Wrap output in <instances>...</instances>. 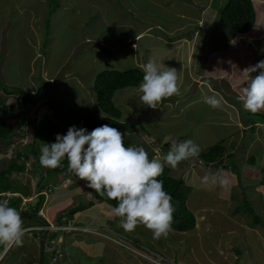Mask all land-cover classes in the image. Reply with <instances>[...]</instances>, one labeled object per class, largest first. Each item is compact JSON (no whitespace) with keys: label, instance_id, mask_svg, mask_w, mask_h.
<instances>
[{"label":"rangeland","instance_id":"rangeland-1","mask_svg":"<svg viewBox=\"0 0 264 264\" xmlns=\"http://www.w3.org/2000/svg\"><path fill=\"white\" fill-rule=\"evenodd\" d=\"M185 1L189 2V0H0V123L4 121L12 124L17 130L22 127L23 119L27 118L34 123L37 114L33 118V114L31 116L25 113L19 98L4 93L10 88H21L36 93L31 90L33 86L38 89L37 94L50 92L46 98H41L46 101L41 105L42 110L50 108L52 101L63 107L62 110H65V107L73 108L79 113L74 126L82 128L89 121L101 117V110L93 98V87L98 74L107 70L103 68L104 63H109L108 69L123 68L119 59L128 57L131 59L128 70L142 72L137 64L141 61L144 65L152 57L158 65L177 70V85H181L179 94L166 97L157 104L156 109H152L141 103V94L137 88L117 92L113 101L121 107L122 122L141 127L142 132L148 133V136H145L141 131L139 133L122 131L124 137L130 146H142L148 154L161 159L162 162L170 150V141L173 139L177 141L192 139L201 149L197 156L181 161L175 168L172 167L175 173L172 177L175 179L183 177L185 182L187 207L195 216V228L184 233L171 228L166 237L154 239L151 230L143 224H138L132 231H125L120 226L121 218L112 212L113 207L107 202L95 201L93 190L87 187L86 180L77 177L80 181L71 185V181L63 183L61 178H58L57 182L58 175L54 178L41 179V174L44 175L48 168L40 166V170L36 167L37 163L33 167V158L35 162L40 159L42 144L54 142L45 141V137L50 134L37 136L38 130L34 131L29 127L28 131H23L24 138H16L15 142L7 146L0 144V172L6 171L4 167L21 154L19 151L34 156L27 161L18 159L19 164L26 165L24 172L30 182L22 186L10 181L11 185H16L14 186L16 190L21 188L27 194H31L32 190L39 192L44 186L45 179L46 185L49 184L50 188L49 191L45 190L46 207H49L43 212L45 217L53 224L51 213H62V223L68 219L73 224L76 222L72 219H78L77 225L86 226V232H75L73 235L59 232L48 235V241L55 239V252L58 255L64 246L63 237L60 235L64 236V241L69 239L67 240L69 243L63 247V253L65 255L68 253L70 258H67L68 254L60 257L58 260L60 264H264V136L256 129L257 126L233 136L236 128L228 127V123L224 124L227 120L226 114L231 111L228 102L234 101L237 104V107L232 108L236 113L239 112V117V109L245 110L235 92H239L237 94L239 95L245 86L246 77L242 70L264 60V35L260 38L256 36L263 32L264 20L261 17L256 20L252 34L258 39L249 37L251 41L256 42L252 43L255 46L252 47L249 43L241 47L239 51L242 56L232 46H228L224 51L223 47L226 46L223 41L221 42V36L215 34L216 44L221 43V51L225 55L222 57L220 51L222 66L230 64L234 68V78L228 88L224 86L226 79L220 78L218 81L214 79L212 86L214 89L207 87L203 75H200L201 73L209 76L207 67L195 64L193 69L185 64L187 80L180 84L184 78H181L182 71L178 69L183 54L180 45L170 51L160 45L162 39L155 38L163 34L162 31L167 37L170 36L169 29L175 25L172 22L173 14L181 6L184 11L188 9ZM56 3L58 8L55 7ZM50 7L56 8L51 17L48 14ZM216 7L217 5L214 9H217ZM166 15L168 18L163 20ZM120 16L131 20V26L137 34L145 30V27L136 26L134 20L138 17V22L147 20L148 28H151L150 34L138 42L139 47L134 52L126 41L116 42L123 32L119 26ZM161 21L163 24H158ZM181 24L183 21L177 26ZM182 37L190 39L192 34L176 35L172 40H181ZM86 38L91 39V42H86ZM108 41H114L118 46H114V50L103 57L99 54L102 45L98 43ZM213 43L209 42L205 47ZM184 49L187 51V48ZM135 56H139L140 60L135 61ZM215 58V55L211 54L209 57L199 56L198 60L214 62ZM127 63L128 61H125L124 64ZM42 64L46 65L43 74L40 73ZM73 67L79 71L72 70ZM55 73L61 85L59 87L54 84L49 91L48 85L56 81L50 80V77L56 76ZM80 73L84 74L83 77ZM256 74L253 73V76ZM197 75L202 78L196 81ZM73 77L79 78L78 82L81 85H78V88H82L75 94L64 90L65 85L75 79ZM68 86H72V83ZM55 87L58 90H54ZM205 95H216L221 99V106L214 109L205 104L202 99ZM126 103H130L131 107ZM243 110L242 113L245 112ZM250 113L252 119L264 114V110ZM48 121L45 118L42 124L46 125ZM45 130L53 133V130L47 127ZM217 145H222L225 153L230 154L223 163L227 166L226 170H223L221 165L208 167L200 160L201 154ZM36 171L39 178L35 181ZM46 185L44 187H47ZM0 202H4L2 197ZM26 209H29V203ZM29 238L34 236L22 237V244L15 245L0 264H36L37 260L41 261L40 246L31 248L32 257L20 255L21 248L29 243ZM160 255L163 256L164 262L161 261ZM47 256L50 261L48 264H52V255ZM54 261L57 262L56 256Z\"/></svg>","mask_w":264,"mask_h":264},{"label":"clouds","instance_id":"clouds-1","mask_svg":"<svg viewBox=\"0 0 264 264\" xmlns=\"http://www.w3.org/2000/svg\"><path fill=\"white\" fill-rule=\"evenodd\" d=\"M231 43L235 44V41ZM141 70L143 78L137 91L141 94L140 101L144 105L156 109L157 104L166 97L179 94L175 68L158 65L155 59L150 57L147 63L141 66ZM242 72L246 80L238 99L242 102L243 108L252 113L264 110V60L243 69ZM253 73L257 74L253 76ZM202 99L214 109L221 106V99L216 95H205ZM101 118H105L102 111ZM124 136L119 129L109 124L101 125L91 131L87 128L71 126L66 134H57L55 142L41 145L40 164L45 168L56 169L66 159L68 171L81 180H86L88 188L118 202L112 212L121 218L120 226L125 231H132L138 224H143L151 230L154 239L166 237L171 229L175 209L172 196L165 191L164 183L158 177L163 174L165 164L175 168L181 161L197 156L201 151L200 146L192 139L181 141L173 139L170 141V150L163 157L162 162L161 159H150L148 152L142 146L126 147ZM0 197L4 200L0 202V245L5 246L2 249L5 252L2 250L0 252V262L10 254L15 245L22 244V237L33 235L42 249L44 235L47 233L41 261L37 260V262L42 263L43 258V264L45 262L48 264L50 261L47 255H52L51 263L60 264L58 262L60 257L67 255L63 253V247L69 239L64 241V236L60 235L63 237L64 246L58 255L55 252V239L48 241L49 233L59 231L65 235H73L72 233L75 232L87 231L86 226L81 227L76 223L72 224L71 221L61 226L52 224L43 214V210L37 217L42 226L24 228L23 215L15 207L9 206V201L14 196L5 193ZM20 198H22L20 208L24 200L26 205L29 203L30 206V200L26 197ZM40 220L45 221L46 224ZM40 231L44 232L43 237L38 236ZM26 233L29 234L25 235ZM23 248L24 246L21 248L22 257L32 255L31 252L23 254ZM46 251L48 254L45 255ZM55 256L57 262L54 261Z\"/></svg>","mask_w":264,"mask_h":264},{"label":"trees","instance_id":"trees-1","mask_svg":"<svg viewBox=\"0 0 264 264\" xmlns=\"http://www.w3.org/2000/svg\"><path fill=\"white\" fill-rule=\"evenodd\" d=\"M55 7L56 8L59 7L58 3H56ZM56 8L55 9H51V7L49 8L50 9L48 13L49 17H51V15L55 12ZM256 19H257L256 12L252 0H228L226 7L222 9L220 24L222 28L224 27L226 29H229L232 32L233 37H235L240 34H247L252 32L255 27ZM142 78H143V72H141L140 70H127L123 72L117 70H113V71L105 70L99 73L95 79L93 90L97 100L98 107L103 112L105 118L100 117L98 119H93L89 121L82 128H87L89 131H91L101 125L109 124L110 126L119 129L121 133L122 131L130 132V133H135L138 131L139 133L141 131L140 130L141 127L133 126L128 122L127 123L122 122V111L115 105L113 99L115 94L121 90L129 89V88H138L140 82L142 81ZM4 93L19 98L21 100V105L25 113H28L31 116L33 114L32 116L33 118L34 115L37 114V117L35 116L36 118H34V123L26 118L22 120L21 126L23 128L24 127L27 128L25 129V132L28 131L29 127L30 129L33 128L34 131L38 130V134H36L37 136L39 134L40 135L50 134V136L45 137V141L53 140L55 142L57 134H61V135L66 134L69 127L74 126V124L76 123V119L79 116V113H77L75 109L65 107L66 109L62 110L63 107L57 105V103L53 101L50 108L47 109L45 105L46 109L42 110L43 106L41 105H44L46 101L44 102L43 100H41V98H46L48 96V93L50 92L44 91L41 94L35 95L21 88H10L7 89V91ZM38 115H40V117ZM45 118L49 120L46 125L42 124ZM255 119H258L262 123H264V114L255 116ZM45 127H47L50 130H53V133L45 130ZM142 134L148 136L147 132H142ZM20 137L24 138V133L21 128L17 130V127L12 124L9 123L7 124L4 121L0 123V144L7 146L8 144L15 142L16 138H20ZM124 144L126 147L130 146V144L128 143L125 137H124ZM224 150L225 149L222 147V145H217L211 148L208 152L201 154L199 156L200 160L208 167L221 165L223 170H226L227 166L224 165L223 163L225 162V159H227L230 156V154L225 153ZM33 157H34L33 154L27 155L26 152H21V154L17 155L15 160H11L9 167L6 171L0 172V194L8 193L10 192V189L15 190V188L10 184L11 175L13 173L20 174L25 171L26 165L19 164L18 159H25L27 161ZM149 158L152 159L153 155L149 154ZM33 159H34V163L33 165L32 164L31 165L34 167V165L37 163L36 167L40 169L41 166L40 159L36 160V162H35V158ZM170 169L171 166L165 164L163 174L160 177H158V179L163 181L165 191H167L172 196V204L174 206L175 211L173 213L171 228L177 232H182V233L188 232L195 228L196 219L194 214L187 207V196L184 189L185 182L183 180V177L181 179L173 178L170 175ZM36 173L39 175L38 171H36ZM56 175H58L57 178L63 179L62 180L63 183L67 181H71V179H73L72 185H74V183H78L80 181L77 180V176L74 173L68 171V162L66 159L62 161V165L60 167L56 169L48 168V170H46L44 175L41 174V179L42 178L46 179V177L54 178ZM45 179L43 181L44 186L47 184V181ZM44 186L42 190H39V195L37 197L38 200L34 204L29 206V209L25 212L20 209L22 198L14 197L9 201V206L15 207L20 212V214L23 215L22 220H23L24 228H30L31 226H37V225L42 226V224L37 220V217L39 212L42 210L46 200L45 190L47 189L49 191L50 189L49 184L46 185L47 187ZM23 195L28 196V194L25 192H23ZM93 196L95 201L107 202L113 208L116 207L118 204L116 200H110L106 196H101L98 193H96L94 190H93ZM90 206H92V204ZM72 213L75 214V212ZM62 220L63 217L61 216L59 218V221L55 224L57 226L59 225L61 226V225H66L70 222L67 219V221H64L62 223ZM43 233H44L43 231H40L38 233V236L43 237ZM50 233L58 234L59 231H53ZM28 234L29 233H26L25 235ZM4 247L5 246L0 245V252L2 249H4ZM161 257H162L161 261L164 262L163 256Z\"/></svg>","mask_w":264,"mask_h":264},{"label":"crops","instance_id":"crops-1","mask_svg":"<svg viewBox=\"0 0 264 264\" xmlns=\"http://www.w3.org/2000/svg\"><path fill=\"white\" fill-rule=\"evenodd\" d=\"M227 2H228V0H189V2L185 1L186 6L188 7V9L186 11H184V8L181 6V4L179 2V5L181 7L176 9L175 13L173 14V17H172L173 21L172 22L175 25H174V28L169 29L171 31V32H169L170 36L167 37L165 32L162 31L163 34H161L158 38H155V39H162V40H160V43H161L160 45L166 47L167 50L170 49V51L177 49L176 46L180 45V48L182 49L183 54L181 56V62H180V65L178 66V69L182 71V77L181 78L184 77L182 83H180V84L185 83L187 80L185 64H187L189 67H191V69H193V67H194L193 64H195L196 66L197 65H201V66L203 65V67L204 66L207 67V69H208L207 73L209 72L208 73L209 76H205L204 74H201V73H200V75H203V79H205V81H206V86L210 87L211 89H214L212 87V86H214L213 85L214 79H217V81H218V78L224 79V80L226 79L225 81L224 80H219V81H224V86L227 88H228V85H230L232 83L231 81H233V78H234V68L230 64H225L222 66V63L220 60L221 43L218 45L216 44V41L214 39L215 34H219L221 36V42L223 41V43L226 46V47H223L224 51L226 49H228V46H232L233 48L236 49V52L239 55H241L239 50L241 47H244V45H247L250 43V46H252V47L255 46V44H252V43H256V42L251 41L249 38L250 36H252V38H256L252 34V32L254 30L250 33L233 37L232 32L229 29L222 28V26L220 24L221 14H222V9H224L226 7ZM252 2L254 5V9L256 12L257 19L261 17L264 20V0H252ZM215 5H217V7H216L217 9H214ZM177 17H178V22H177ZM166 18H168L167 15L165 16V18L163 17L162 19L165 20ZM137 20H139V17L134 20V22L136 23V26H141V28L145 27V30L140 31L138 34L132 28L131 20L129 18H124L123 16H120L119 26L122 27V28L121 27L120 28H121V30H123V32H121V37L118 40H116V42L120 41V40L126 41L129 44V47L131 45L130 48L133 49V52L136 49H138V47H139L138 42L143 40L144 37L146 35L150 34V32H151V28H148L149 23L147 20H144L142 23L138 22ZM181 21H183V24H181L180 26H177L179 24V22H181ZM160 23L163 24L162 21L159 22L158 24H160ZM87 24H85V27L87 26ZM217 24H218V27L216 28ZM195 26H197V27L195 28ZM189 27H190V29H189ZM219 27H221V29H219ZM263 27H264V22H263ZM263 32H264V28H263ZM263 32L260 33L259 35L256 34V36H259V38L262 37L264 35ZM191 34H192V37L190 39L182 37L181 40L180 39H178L177 41L172 40V39H174L173 37H175L176 35L187 36V35H191ZM137 37H138V39H137ZM256 39H258V38H256ZM242 40H244V41L240 42ZM85 41L91 42V39L86 38ZM231 41H235V44L231 43ZM116 42L108 41L106 43L105 42L104 43H98L99 45L100 44L102 45V47H100L98 45V47L101 48V49H99L100 50L99 54L103 55V57L108 56L109 53L114 50L113 47L118 46L116 44ZM209 42H214V43L209 44L205 47V45ZM238 44L240 45L239 47H238ZM103 46H105L106 48H104ZM134 46H136V47H134ZM245 47H247V46H245ZM184 48H187V51H185ZM248 49H250V48H248ZM221 53H222V51H221ZM154 54H158V53L154 52ZM211 54H214L216 57L214 62L212 60L209 62H206V60L204 62L201 60L200 61L198 60L199 56H208L209 57V56H211ZM223 56H225V55H223V53H222V57ZM119 60H120L121 66H123V68L115 67V69H108V68H110V65L108 62L104 63L105 66L103 68H107V70H111V71H113V70H121L122 72L127 71L128 67L131 64V59L126 57V58H120ZM136 60L137 61L140 60L139 56H137V57L135 56V61ZM125 61H128V63L126 65L124 64ZM45 66H46L45 64H42L41 70H40L41 74L44 73L43 70H45ZM137 66L141 67L142 62L139 61ZM72 70H78V69L76 67H73ZM54 75H56V76L50 77V80L51 81L56 80L57 82L52 81V83L50 85H48L47 88L49 89V91H51V88L53 87L54 84L58 85L59 87L61 85L60 80L58 82L57 73H55ZM80 75H81V73H80ZM83 75H81V77H83ZM200 77L201 76L197 75L196 81ZM206 77H211L212 80H210L211 78H206ZM73 78H75L76 80L75 79L72 81L69 80L70 82L68 83V84L72 83V86H68V84H66V85L64 84L66 86L64 90L67 89V91L70 92L71 94H75L76 92H78L79 90L82 89V88H78V85H81L78 82L79 78H76V77H73ZM41 80H42L41 83L44 87V81L42 78H41ZM64 85H62V86H64ZM180 86L181 85H179L178 88H180ZM233 87H234V84H233ZM31 90H34L36 92V93H32V94L37 95V92H38L37 88L32 86ZM54 90H58V88L55 87ZM61 91H63V90L61 89ZM235 93L238 94L239 92H235ZM237 94H236V96L238 97L239 95H237ZM93 98L96 99V97H94V95H93ZM96 102H97V100H96ZM126 104H127V106L130 105V107H131L130 103L129 104L126 103ZM126 104H125V106H126ZM191 104H193V103H191ZM115 105L118 108L120 107L116 103H115ZM232 107L233 108L237 107V104L234 101L228 102V108H230L231 111L226 114L227 120L224 121V124L228 123V127L232 126L233 128H236V131H235L233 136H236L237 134H242L241 133L242 131L245 132L248 128H253L254 126H257L256 129H258L259 133L264 136V123H262L258 119H255L254 117L251 119L250 118L251 116H249V114H251L250 111H246L243 109H242L243 112L245 111L244 113H242V110L239 109L240 110V117H239V112L236 113ZM119 109L121 110V107ZM234 113L236 116L234 115ZM247 116H249V118H247ZM21 129L23 131H25V129H27V128L21 127ZM7 148H5V150L8 152L9 148L8 149ZM19 152H22V151H19ZM7 161H9V160H7ZM9 164H10V162H9ZM9 164L8 163L6 164L7 167H4L5 170L8 169ZM170 174H171V176H173V174H175V173H173L172 167L170 169ZM37 179H38V174L36 173L35 181ZM11 182L17 183L18 185L25 186L28 184V182H30V179L28 178L26 172H22L20 174L13 173L11 175ZM71 182H73V179H71ZM71 185H72V183H71ZM14 186H16V185L14 184ZM23 192L24 191H22L21 188H19L18 190H16V188H15V190L10 189V192H8L6 194L7 195L11 194L15 198L26 197V199L31 201L30 206L38 200V198H37L38 197V191L36 192V191L32 190V193L31 194L28 193V196H24ZM3 195H5V194H3ZM46 200H45V203H44V206L42 209L43 212L46 211V209H49V207H46L47 206ZM51 214H52V219L54 221V224L57 223L59 221V218L62 216V213H60V214L51 213ZM72 221L77 223L78 219H72ZM32 243H34V244H32ZM39 246L40 245L36 239L29 238V243L26 246H24V248H23V254H25V253L29 254L31 252L32 247H38L39 248ZM30 257H32V255H30ZM67 258H70V255H67ZM36 264H38L37 261H36Z\"/></svg>","mask_w":264,"mask_h":264},{"label":"water","instance_id":"water-1","mask_svg":"<svg viewBox=\"0 0 264 264\" xmlns=\"http://www.w3.org/2000/svg\"><path fill=\"white\" fill-rule=\"evenodd\" d=\"M42 223H44V224H46L45 223V221H43V220H40ZM46 235H47V233L44 235V239H43V245H42V253H43V250H44V248H45V239H46ZM41 264H43V258H42V263Z\"/></svg>","mask_w":264,"mask_h":264},{"label":"built area","instance_id":"built-area-1","mask_svg":"<svg viewBox=\"0 0 264 264\" xmlns=\"http://www.w3.org/2000/svg\"><path fill=\"white\" fill-rule=\"evenodd\" d=\"M21 210L26 211V200H24V203L21 205Z\"/></svg>","mask_w":264,"mask_h":264},{"label":"bare ground","instance_id":"bare-ground-1","mask_svg":"<svg viewBox=\"0 0 264 264\" xmlns=\"http://www.w3.org/2000/svg\"><path fill=\"white\" fill-rule=\"evenodd\" d=\"M148 251V250H147ZM41 257V256H40Z\"/></svg>","mask_w":264,"mask_h":264}]
</instances>
